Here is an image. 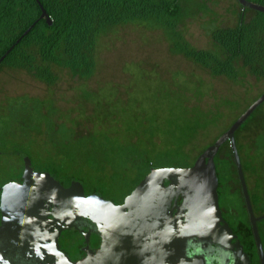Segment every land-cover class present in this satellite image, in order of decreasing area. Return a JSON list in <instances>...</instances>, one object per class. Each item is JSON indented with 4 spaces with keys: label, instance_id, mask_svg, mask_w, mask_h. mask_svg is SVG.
I'll use <instances>...</instances> for the list:
<instances>
[{
    "label": "rangeland",
    "instance_id": "obj_1",
    "mask_svg": "<svg viewBox=\"0 0 264 264\" xmlns=\"http://www.w3.org/2000/svg\"><path fill=\"white\" fill-rule=\"evenodd\" d=\"M207 2L208 9L186 21L182 28L190 44L205 49L212 46L205 25L214 21L217 25L234 26L241 9L238 0ZM164 37L158 29L133 24L117 27L99 38L92 76L79 80L66 69H59V79L52 85L24 70L0 64V142L9 148L7 153H0V183L14 181L21 175L22 153L30 156L36 170L63 159L44 135L30 133L23 138L3 139L4 130L9 128L6 111L12 98L25 96L45 101L55 108L51 118L57 123L74 132L108 135L119 143L145 150L150 157L177 148L179 139L190 135L181 150L193 162L264 92V77L247 74L233 82L212 76L193 60L171 54ZM262 129L264 102L236 132L235 143L249 194H257L264 202V148L255 142ZM229 146L226 142L220 152L229 151ZM61 165L66 169L61 174L63 178L66 174L74 176L72 172L79 174L81 178L72 179L82 180L86 193L93 182L98 186L109 181L105 178L99 183L100 173L87 172L86 167L80 175L77 166H67L62 161ZM231 169L230 187L239 190L234 160ZM232 202L244 216L240 194L233 195ZM258 223L264 249V222ZM70 234H62L67 236L62 240L67 250L74 248L76 242Z\"/></svg>",
    "mask_w": 264,
    "mask_h": 264
},
{
    "label": "trees",
    "instance_id": "obj_2",
    "mask_svg": "<svg viewBox=\"0 0 264 264\" xmlns=\"http://www.w3.org/2000/svg\"><path fill=\"white\" fill-rule=\"evenodd\" d=\"M246 1L264 6V0ZM207 3V0H0V64L24 70L48 85L57 82L59 69H66L79 80L87 79L95 70L99 38L107 36L117 27L133 24L149 30H161L171 54L193 60L212 76H223L233 82L240 81L247 74L263 78L264 12L239 3L241 9L237 23L227 26L211 21L205 25V29L211 37L212 46L198 48L185 39L182 28L186 21L208 9ZM42 8L51 18V23L45 17H40ZM46 104L45 101L25 96L10 99L6 111L10 123L9 128L4 130L3 139L23 138L30 133L44 135L67 166H77L80 175L85 167L87 172L100 173L97 176L99 183L105 178L109 180L98 186L93 182L86 194L96 190L103 197L122 203L152 166L188 167L196 160L189 162L181 150V145L189 140L190 135H183L177 148L150 157L145 150L132 144L119 143L108 135L74 132L53 120L51 114L55 108ZM257 134L255 142L264 148V129ZM226 142L214 157L218 191L222 204L229 203V207L239 212L232 202L233 195L239 193L231 192L229 183L234 160L232 148L229 146V151L220 152ZM5 145L0 142V153L9 151V148H4ZM61 161L37 171H49L65 186L69 185L72 177L81 178L73 172L71 175L74 176L66 174L63 178L62 172L66 169L62 167ZM22 163L23 172V159ZM8 181L1 182L0 186ZM14 181H22V173ZM249 196L253 211L264 214V202L260 201L257 194ZM242 203L244 216L236 215V220L231 222L232 229L234 232L239 229L242 231V238L238 236L239 239L247 246L252 264H259L245 202L242 200ZM259 222H264V219ZM242 226L247 228L242 229ZM258 229L260 234L259 223ZM65 231L71 233L72 239L75 238V247L80 241L83 242V235L76 229Z\"/></svg>",
    "mask_w": 264,
    "mask_h": 264
},
{
    "label": "water",
    "instance_id": "obj_3",
    "mask_svg": "<svg viewBox=\"0 0 264 264\" xmlns=\"http://www.w3.org/2000/svg\"><path fill=\"white\" fill-rule=\"evenodd\" d=\"M238 2L264 12L259 4ZM40 17L51 23L43 8ZM263 102L264 92L191 166H152L122 203L96 190L86 194L80 179L65 186L50 172L34 170L22 153V181L0 186V264H222L221 260L249 264L251 255L223 219L218 203L214 157L226 141L232 148L259 262L264 264L258 229L264 214L253 212L234 138ZM70 228L79 231L86 244L85 254L76 260L59 244L61 232ZM91 233L100 237L97 247L88 244ZM234 237L235 242L228 244ZM212 248L224 255L217 259Z\"/></svg>",
    "mask_w": 264,
    "mask_h": 264
},
{
    "label": "flooded vegetation",
    "instance_id": "obj_4",
    "mask_svg": "<svg viewBox=\"0 0 264 264\" xmlns=\"http://www.w3.org/2000/svg\"><path fill=\"white\" fill-rule=\"evenodd\" d=\"M236 167V166H235ZM236 173H237V170H236ZM237 177H238V174H237ZM238 179V178H237ZM229 183H231V180L229 181ZM238 183H239V190L238 189H230V191L232 192V191H238V193L240 194V196H241V199L244 201V197H243V195H242V190H241V185H240V182H239V179H238ZM218 186H219V184H218ZM217 186V192H218V203H219V207H220V210H221V214H222V217H223V219H225V221H227L228 222V224H229V226L231 227V228H233L232 227V225H231V222H233L234 220H236V215H240V212H236L233 208H231V207H229L228 205H229V203H227V204H222V199L220 200V193H219V187ZM230 186H232V184H230ZM227 194H228V192H227ZM229 197H230V195H228ZM181 202V197L178 199V203H180ZM222 204V205H221ZM224 206H226L227 208H225ZM246 206V205H245ZM245 210L247 211V208H245ZM254 212V211H253ZM248 213V212H247ZM255 213V212H254ZM240 223H241V221H240ZM241 224H243V223H241ZM244 228H247V226H242V229H244ZM251 228V227H250ZM85 230H86V228H85ZM233 230V229H232ZM63 232H67V231H62L61 232V234H60V236H59V244H60V248L63 250V251H65L68 255H69V257L72 259V260H76V259H78V258H81L84 254H85V252H84V248H85V246H86V244H85V242H84V239H83V242L82 241H80V243L79 244H77V246L76 247H74V248H72V249H70V250H67V249H65L63 246H65V245H63V243H62V240H64L65 241V239H66V237L67 236H63L62 237V234H63ZM233 232H234V230H233ZM237 232H238V234H237ZM251 232H252V230H251ZM78 233H80V232H78ZM235 234H236V236H239L240 238H242V231L239 229V230H237L236 232H234ZM253 234V233H252ZM81 235V234H80ZM82 236V235H81ZM72 237V236H71ZM70 237V238H71ZM83 237V236H82ZM254 238V237H253ZM235 239H236V237H234V238H232L231 240H230V243H228V244H233L234 242H235ZM99 243H100V237L99 236H96L94 233H91L90 234V240H89V246L90 247H97L98 245H99ZM242 244H243V246H244V250H245V252L246 253H248L247 251H246V247L247 246H245V243L242 241L241 242ZM68 248H70V247H68ZM199 248H197V250H195V253H199ZM212 252H213V254L215 255V257H217V259H218V257H222L223 255H224V253L223 252H221V251H219V249H214V248H212V250H211ZM222 259V258H221ZM221 262H222V264H230V261L228 262V263H224V261H222L221 260ZM258 262H259V260H258ZM232 264V263H231ZM249 264H252V257H251V263H249ZM259 264H260V262H259Z\"/></svg>",
    "mask_w": 264,
    "mask_h": 264
}]
</instances>
